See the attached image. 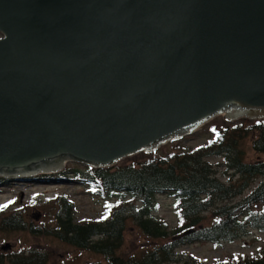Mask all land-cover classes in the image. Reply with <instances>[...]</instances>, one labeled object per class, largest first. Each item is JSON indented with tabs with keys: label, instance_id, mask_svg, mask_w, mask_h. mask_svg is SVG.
<instances>
[{
	"label": "water",
	"instance_id": "obj_1",
	"mask_svg": "<svg viewBox=\"0 0 264 264\" xmlns=\"http://www.w3.org/2000/svg\"><path fill=\"white\" fill-rule=\"evenodd\" d=\"M0 33L1 177L264 117V0H0Z\"/></svg>",
	"mask_w": 264,
	"mask_h": 264
},
{
	"label": "trees",
	"instance_id": "obj_2",
	"mask_svg": "<svg viewBox=\"0 0 264 264\" xmlns=\"http://www.w3.org/2000/svg\"><path fill=\"white\" fill-rule=\"evenodd\" d=\"M208 129L210 137L194 149L176 145L170 152L138 162L108 168H66L63 175L68 183L104 199L107 215L102 220H76L74 201L59 194L50 201V222L41 224L28 222L21 210L8 212L7 206H1L0 231L28 230L100 256L85 264H264L263 254L205 263L178 250L196 242L219 246L239 239L250 229L264 233V161L247 159L243 144L244 138L255 134L252 148L264 152V118L251 123L244 119L225 122L216 128L209 125ZM215 157L222 162H212ZM257 178L262 179L253 189L234 200ZM1 183L6 184L0 178ZM160 194L173 198L176 222L172 226L154 215ZM126 195L128 198L122 200ZM127 219L154 241L141 253L120 252ZM52 255L46 248L37 247L0 250V264H56Z\"/></svg>",
	"mask_w": 264,
	"mask_h": 264
},
{
	"label": "rangeland",
	"instance_id": "obj_3",
	"mask_svg": "<svg viewBox=\"0 0 264 264\" xmlns=\"http://www.w3.org/2000/svg\"><path fill=\"white\" fill-rule=\"evenodd\" d=\"M2 34L0 33V38ZM244 119L246 123H251L252 120L246 118H236L227 120L222 113L216 114L205 122L200 123L188 135L165 141L159 147L152 149L149 152H138L130 156L123 157L117 164L126 163L132 160L136 162L148 158L157 153L164 154L172 151L174 146L180 145L189 148H196L210 137L208 126L213 128L222 126L225 122L238 121ZM255 134H249L243 140L244 149L247 159L264 161V152L258 153L252 148V137ZM212 162L220 163L221 158L215 157ZM116 164V165H117ZM77 161H65L64 165L54 172H39L32 177L25 178H8L9 182L6 185H0V203L11 200L9 204L11 210H21L22 215L28 222L41 224L42 222H50L53 209L50 205L54 195L64 194L74 201L76 206V220H102V217L107 215L105 202L103 198L91 196L82 191V188L76 185H71L69 180L64 178L66 168L78 166ZM80 166V165H79ZM222 171L223 167L219 166ZM68 178L70 175H66ZM262 178H257L251 187L246 190L243 195L237 196L234 200L240 199L246 195ZM114 198V197H113ZM128 196L122 197L123 200ZM51 199V200H50ZM158 208L154 211V215L168 222L171 226L175 224L176 217L173 211V198L170 195L160 194L157 196ZM212 219H210L211 221ZM163 240H157L161 242ZM148 236L144 235L137 229L135 223L131 219H127L126 228L123 231V240L120 247V252L129 254H138L142 250L150 247L153 244ZM8 244L9 248L0 250L9 251L18 250L25 247L46 248L52 252V260L58 264L62 260L67 264H85L86 262L99 259L100 256L90 250L73 248L70 245L59 241L50 236L33 235L28 230H16L9 232L0 231V246ZM179 251L187 252L198 256L205 263L217 262L224 258H232L238 256L264 255V233L257 230L248 231L246 235L233 242H224L219 246H212L211 243H191L181 246ZM175 264V263H169Z\"/></svg>",
	"mask_w": 264,
	"mask_h": 264
},
{
	"label": "snow or ice",
	"instance_id": "obj_4",
	"mask_svg": "<svg viewBox=\"0 0 264 264\" xmlns=\"http://www.w3.org/2000/svg\"><path fill=\"white\" fill-rule=\"evenodd\" d=\"M104 217H102V219H103Z\"/></svg>",
	"mask_w": 264,
	"mask_h": 264
}]
</instances>
